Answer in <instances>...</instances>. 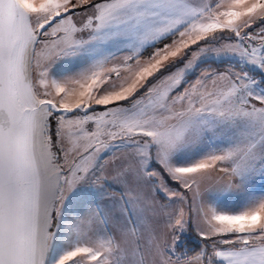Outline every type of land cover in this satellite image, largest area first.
Listing matches in <instances>:
<instances>
[{"label":"snow or ice","instance_id":"6c2138e0","mask_svg":"<svg viewBox=\"0 0 264 264\" xmlns=\"http://www.w3.org/2000/svg\"><path fill=\"white\" fill-rule=\"evenodd\" d=\"M0 264H264V0H0Z\"/></svg>","mask_w":264,"mask_h":264},{"label":"trees","instance_id":"16d2710c","mask_svg":"<svg viewBox=\"0 0 264 264\" xmlns=\"http://www.w3.org/2000/svg\"><path fill=\"white\" fill-rule=\"evenodd\" d=\"M196 245H197V240L193 237L192 239H190L188 247L189 249H193L196 247Z\"/></svg>","mask_w":264,"mask_h":264}]
</instances>
